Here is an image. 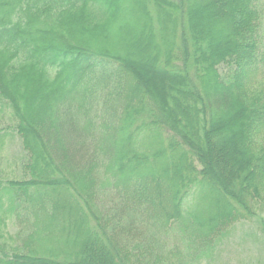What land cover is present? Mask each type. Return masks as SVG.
<instances>
[{"label":"trees","instance_id":"1","mask_svg":"<svg viewBox=\"0 0 264 264\" xmlns=\"http://www.w3.org/2000/svg\"><path fill=\"white\" fill-rule=\"evenodd\" d=\"M200 1L227 19L224 48L192 0H0V104L26 155L18 177L0 178V212L17 229L0 236V264H196L264 210L261 0ZM139 14L170 96L118 52ZM230 124L240 161L220 173L211 139ZM211 184L223 205L204 218Z\"/></svg>","mask_w":264,"mask_h":264},{"label":"rangeland","instance_id":"2","mask_svg":"<svg viewBox=\"0 0 264 264\" xmlns=\"http://www.w3.org/2000/svg\"><path fill=\"white\" fill-rule=\"evenodd\" d=\"M193 9L198 8L202 10L201 12V29H203V35H206L210 38V42L217 41L222 48L225 47L226 42L228 41V22L225 17L219 11L218 6H209L203 1L192 0ZM262 4V9L264 10V0L260 2ZM164 7H161V9ZM135 22H131L129 18H126L127 22H130V29L133 30V36L129 39L131 47L127 54L124 53V48H121L122 45L119 43L118 50L119 53L123 55H131L132 61L135 65L145 68L148 72L147 74L151 75L152 80L162 86L163 94L170 96V90H177V87H174V82L168 80L167 78L161 76L156 72L154 65L147 60L149 53L155 55L152 50H147L142 48L141 44L144 43L145 37L149 35L146 30L145 22L140 19V14L136 15ZM119 42V41H114ZM159 45L158 41H156ZM160 46V45H159ZM161 48V46H160ZM162 49V48H161ZM222 71H225L224 68H221ZM146 73V72H145ZM159 86V87H160ZM177 103L181 106L183 112L189 111L186 107L192 105L191 101L183 102L180 99L176 98ZM229 106L228 107H213V111L217 115H222L229 113L233 107V100L229 97ZM186 114V113H185ZM14 122L12 121L11 114L8 109L4 108L0 104V135L3 138H0V178L2 180H9L16 178L20 175L19 171L21 169L23 160L26 155L23 151L22 141L19 135L14 131ZM230 129L226 131L225 134L221 133L211 140L213 146V151H216V157L211 160V166L215 165L218 171L221 173L223 170L227 169L229 172H234V167L236 164H239L240 158L233 155L237 144H226V138L228 135L237 130V126L230 124ZM226 149L234 157L232 161L225 160L221 157L222 150ZM160 189L162 192V199L166 206H170V196L167 193V184H161ZM205 200L202 206L199 209V212L204 218L211 217L217 213L219 205H223V201L213 190L212 184L205 188ZM66 218V225L70 226V230H74L73 223L78 220L77 216L69 219V216H64ZM264 220V210H260L257 215L251 219L235 225L232 229L229 230L225 238L220 241L219 245L216 247V251L213 255H210L200 263L196 264H264V235L261 233L262 226L260 225V220ZM17 229L14 225V220L9 215L5 214L4 211L0 212V236L4 238V241H8V236L15 235ZM88 256L91 258L96 257L98 251L92 245L85 251Z\"/></svg>","mask_w":264,"mask_h":264}]
</instances>
